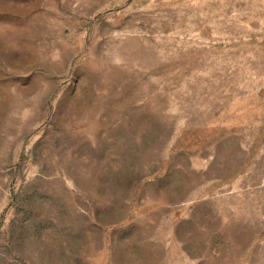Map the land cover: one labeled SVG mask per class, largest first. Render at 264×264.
<instances>
[{
    "label": "rangeland",
    "instance_id": "1",
    "mask_svg": "<svg viewBox=\"0 0 264 264\" xmlns=\"http://www.w3.org/2000/svg\"><path fill=\"white\" fill-rule=\"evenodd\" d=\"M0 264H264V0H0Z\"/></svg>",
    "mask_w": 264,
    "mask_h": 264
}]
</instances>
